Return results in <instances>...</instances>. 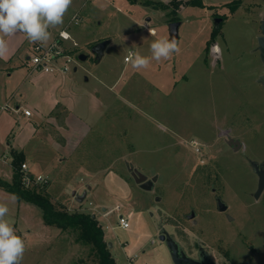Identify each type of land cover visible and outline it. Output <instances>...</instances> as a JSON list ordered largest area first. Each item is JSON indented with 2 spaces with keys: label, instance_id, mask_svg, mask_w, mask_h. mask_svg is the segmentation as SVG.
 <instances>
[{
  "label": "rangeland",
  "instance_id": "1",
  "mask_svg": "<svg viewBox=\"0 0 264 264\" xmlns=\"http://www.w3.org/2000/svg\"><path fill=\"white\" fill-rule=\"evenodd\" d=\"M136 1L73 0L63 25L50 29L51 40L63 28L70 32L65 48L74 61L67 74L51 76L56 84L44 73L27 76L22 97L0 114V177L12 180L8 146H24L27 171L44 177L38 183L54 203L96 214L117 264H174L159 239L162 228L191 257L202 246L216 264H264V191L254 196L259 177L251 164L264 163V60L257 49L264 0ZM215 17L224 18L218 31ZM175 20L178 52L147 69L125 62L129 51L150 57L151 43L169 38ZM102 39L111 42L96 61L91 48ZM29 44L21 59L30 55ZM19 73L18 83L28 68ZM47 97L70 106V131L60 127V108L57 131H20L23 117L9 112L15 101L45 109ZM227 137L239 139L242 149L235 151ZM127 164L158 177L151 191L135 182ZM73 191L87 195L78 202ZM0 203L25 241L21 264H98L76 233L47 226L37 205L2 187ZM120 214L129 217L128 228L119 225Z\"/></svg>",
  "mask_w": 264,
  "mask_h": 264
},
{
  "label": "clouds",
  "instance_id": "2",
  "mask_svg": "<svg viewBox=\"0 0 264 264\" xmlns=\"http://www.w3.org/2000/svg\"><path fill=\"white\" fill-rule=\"evenodd\" d=\"M73 0H0V58L9 51L6 37L23 34L30 43L46 46L52 39L50 29L63 25ZM66 35V33H62ZM155 36V30H150ZM151 56L129 51L125 62L132 68L147 69L152 60L169 59L179 51L175 38L162 37L150 45ZM9 208L0 203V264H21L26 244L8 218Z\"/></svg>",
  "mask_w": 264,
  "mask_h": 264
},
{
  "label": "trees",
  "instance_id": "3",
  "mask_svg": "<svg viewBox=\"0 0 264 264\" xmlns=\"http://www.w3.org/2000/svg\"><path fill=\"white\" fill-rule=\"evenodd\" d=\"M136 3V0H130ZM193 5L202 4L201 0H192ZM143 4H151L150 0H143ZM218 31V30H215ZM13 176L11 181L0 178V187L14 194L19 200H24L37 205L42 212L43 220L48 226H55L61 231L74 232L77 234L76 241L88 245L89 248L98 257V264H117L112 256L108 242L102 226L97 218L92 217V213L84 211L70 212L63 206L54 203L51 198L46 195V184L36 182L31 175L30 184H26L23 180L24 172L22 164L25 155L23 151L12 149Z\"/></svg>",
  "mask_w": 264,
  "mask_h": 264
},
{
  "label": "crops",
  "instance_id": "4",
  "mask_svg": "<svg viewBox=\"0 0 264 264\" xmlns=\"http://www.w3.org/2000/svg\"><path fill=\"white\" fill-rule=\"evenodd\" d=\"M75 16L77 15H74L72 17V20ZM63 29L67 30L66 28H63ZM58 35L59 33L55 35L54 39L49 42H52L58 39ZM6 40L8 41L9 51L3 58H0V114H2V112L5 111V109H7L6 107L4 108V106L6 104L9 105L8 102L13 100L17 96L22 97L23 94L21 93L20 90L27 76H29L30 74L32 75L33 72L44 73L43 75H45L46 78H48L49 80L48 84L52 85L53 83L56 84V81H53L51 76H53L54 73H57V72H46V71H32L28 67L27 59H28L29 54L27 53H26L25 59L23 58L21 59V56H20L21 49L24 47L25 44L30 43L23 34H16L15 36H12V37H6ZM60 42L63 43L65 46L67 44L66 41L60 40ZM31 44L32 43H30L29 46H31ZM23 65L24 67L26 66L28 68L29 73L25 77H23V79L18 83L19 81L18 77L20 76L19 72L20 70L23 69ZM67 73H62V74L65 75ZM46 101H47V105L45 109H43V106H39V105L33 106V108L29 105H25L24 108H22L21 103L19 101H15L16 102L15 110L11 109L9 112L16 114L18 117L19 116L23 117L24 124L26 126L24 128L22 127L21 129V124H19L18 122L19 130L21 129L20 131H35L34 135L35 133H39L41 131H57L55 128L56 127L55 125L58 124L59 116L56 115V113H58L59 108L60 110L63 109L64 111L63 113L64 124L63 126H60V127L62 131H70L69 126H68V119H69V115L71 114L70 106H68L67 103H64V101H58L56 99L54 101H50L49 97H47ZM2 103H5V104L2 105ZM24 109L30 110L31 114L26 115L24 113ZM10 118H13V116ZM60 118H61V115H60ZM52 124L54 125L52 126ZM27 126H30V127H27ZM8 147L11 148V153H12V149L23 151L25 155L24 163H28L27 153H26V149L24 146L21 150L14 147L13 145L8 146ZM110 173L111 172H109L106 175V177L107 176L112 177V174ZM29 174L33 175V173H31L30 171H29ZM123 181H124V178H123ZM131 214L133 213L130 211L128 216H130ZM120 215H124V214H120Z\"/></svg>",
  "mask_w": 264,
  "mask_h": 264
},
{
  "label": "water",
  "instance_id": "5",
  "mask_svg": "<svg viewBox=\"0 0 264 264\" xmlns=\"http://www.w3.org/2000/svg\"><path fill=\"white\" fill-rule=\"evenodd\" d=\"M223 17H215L213 19V26L215 30H219L221 23L223 22ZM181 21L175 20L169 23V39L175 38L177 41L179 39V27ZM111 42V39H104L95 43L91 48V53L94 54L96 61H100L104 55V51L107 45ZM257 49L260 52L261 58L264 60V20L261 22V35L258 37V47ZM88 58V55L85 53L79 54V59L85 60ZM259 82L262 83L264 87V74L260 75ZM224 135H227L224 133ZM227 143L235 150H240L243 147V143L239 139L233 137H227ZM254 171L258 175V186L255 192V197L258 199L259 196L264 191V163L251 162ZM130 174L134 178L135 182L144 190L151 191L154 187V184L157 180V176L148 178L147 175L139 171L132 164H127ZM90 189V185H88ZM214 191V189H213ZM87 191H84L83 194H77L76 191H73V196L78 202H82L86 197ZM159 199V198H158ZM217 208L221 212H226L228 210V205L220 198L216 197ZM93 218H96V214H92ZM195 214L190 213L188 218L194 219ZM159 239L167 245L171 258L174 264H216V261L212 258L210 253L202 246L199 247L197 258L189 256L181 244L165 229L162 228L159 233ZM110 243L108 244V246Z\"/></svg>",
  "mask_w": 264,
  "mask_h": 264
},
{
  "label": "built area",
  "instance_id": "6",
  "mask_svg": "<svg viewBox=\"0 0 264 264\" xmlns=\"http://www.w3.org/2000/svg\"><path fill=\"white\" fill-rule=\"evenodd\" d=\"M75 22L76 16L73 18ZM62 33H66V35H62ZM71 34L69 31L63 29L59 32L58 39L49 42L46 46H41L39 43L31 44V53L28 56L27 62L28 67L32 71H46V72H57V73H67L71 64L74 61L73 54L65 48V45L60 42L70 40ZM8 108L6 104L4 108ZM24 113L26 115H30L31 112L28 109H24ZM196 151H200V145L196 141L193 142ZM203 162V161H202ZM22 171L24 172L23 180L26 184H30L31 182V174L27 171V164H22ZM36 182H47L44 177L38 175L33 176ZM119 225L123 228H128L130 226L129 217L125 215L119 216Z\"/></svg>",
  "mask_w": 264,
  "mask_h": 264
},
{
  "label": "flooded vegetation",
  "instance_id": "7",
  "mask_svg": "<svg viewBox=\"0 0 264 264\" xmlns=\"http://www.w3.org/2000/svg\"><path fill=\"white\" fill-rule=\"evenodd\" d=\"M103 40V39H102ZM97 42H99V41H97ZM198 250H199V248H198Z\"/></svg>",
  "mask_w": 264,
  "mask_h": 264
}]
</instances>
